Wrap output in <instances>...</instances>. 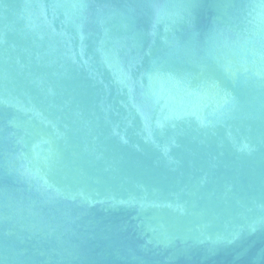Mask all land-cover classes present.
Masks as SVG:
<instances>
[{
    "label": "water",
    "instance_id": "water-1",
    "mask_svg": "<svg viewBox=\"0 0 264 264\" xmlns=\"http://www.w3.org/2000/svg\"><path fill=\"white\" fill-rule=\"evenodd\" d=\"M0 264H264V0H0Z\"/></svg>",
    "mask_w": 264,
    "mask_h": 264
}]
</instances>
